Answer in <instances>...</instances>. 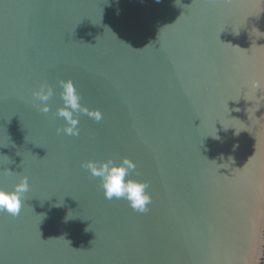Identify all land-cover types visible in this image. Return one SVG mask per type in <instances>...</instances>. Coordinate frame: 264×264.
Segmentation results:
<instances>
[{
	"label": "water",
	"instance_id": "1",
	"mask_svg": "<svg viewBox=\"0 0 264 264\" xmlns=\"http://www.w3.org/2000/svg\"><path fill=\"white\" fill-rule=\"evenodd\" d=\"M69 79L102 113L78 136ZM124 158L145 213L81 167ZM20 175L0 264H264V0H0V187Z\"/></svg>",
	"mask_w": 264,
	"mask_h": 264
},
{
	"label": "clouds",
	"instance_id": "2",
	"mask_svg": "<svg viewBox=\"0 0 264 264\" xmlns=\"http://www.w3.org/2000/svg\"><path fill=\"white\" fill-rule=\"evenodd\" d=\"M156 2L160 3V0H156ZM259 86V81H252V88H259ZM60 87L62 89L60 96L64 107L58 109L56 114L64 119L65 127L58 128V133L63 132L69 136L79 135V120L74 116L75 113L82 112L96 121L102 119V113L98 109L89 110L81 105V96L70 79L60 81ZM32 95L40 101L37 106L38 111L48 113L51 110L47 103L53 95L51 86L42 84ZM81 167L87 169L93 177L99 178L106 199H125L132 210L139 213H145L149 210L151 196L146 191L148 184L130 179L131 173L135 169V164L130 159L124 158L120 163L112 159L106 161L89 160L83 163ZM29 190L30 184L27 175H20L12 190L0 187V213H7L13 217L18 216L23 209L26 201L25 196Z\"/></svg>",
	"mask_w": 264,
	"mask_h": 264
}]
</instances>
